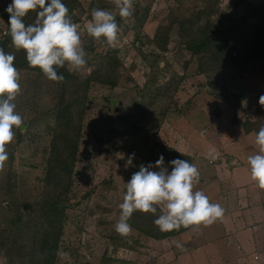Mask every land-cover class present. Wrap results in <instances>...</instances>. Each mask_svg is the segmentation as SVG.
<instances>
[{
	"label": "rangeland",
	"instance_id": "obj_1",
	"mask_svg": "<svg viewBox=\"0 0 264 264\" xmlns=\"http://www.w3.org/2000/svg\"><path fill=\"white\" fill-rule=\"evenodd\" d=\"M8 1L0 0V4L6 8ZM82 2L85 10L82 20L77 24L80 25L83 40L87 24L91 21V13L88 7L90 0ZM141 3L151 4L149 18L139 29V36L145 42L137 41L138 28H134L135 19L130 17L124 21L125 26H121L123 30L118 42L114 44L119 47L124 65L122 69L126 74H132L139 84L144 82L146 72L150 70L142 52L155 48L154 43L146 40V34L153 36L160 22H167L180 14L181 18L187 16L202 4V0H141ZM95 5L112 6L113 14L118 10L115 0H96ZM220 7L223 11L217 12L214 18L220 26L225 27L234 24L233 18L240 16L256 22L258 19L251 11L257 8L258 14L264 13V0H221ZM178 23L176 20L170 30V42L164 53L171 64L166 75L176 73L178 77L182 75V79L179 89L171 98L169 118L162 124L159 138L167 140L170 137L175 141L183 139L181 149L196 155V166L201 173L200 182L194 190L203 191L210 202L217 203L214 194L218 185L212 182L215 178L212 163L223 159L228 162L235 159V163L245 162L246 166L238 171V181H252L247 157L259 151L255 133L264 124V106L259 103V98L264 95V70L257 73L246 72L241 78L229 80V87L242 94V108L238 111L240 121L234 124L232 104L210 93L208 76L198 72L197 59L180 44ZM139 46L142 48L139 49ZM157 50L162 52L161 49ZM164 62L162 60L161 65ZM256 64L258 68H264V56ZM86 70L87 68L81 69L83 72ZM234 72L228 69L226 76ZM213 76L223 79L222 73ZM34 77L32 75L30 81L26 78L21 83V93L15 100L16 111L23 116L24 126L23 130L15 129L16 136L7 146L9 159L5 162L7 168L11 166L16 171L15 186L25 195L34 194L38 188L39 177L44 174V151L50 138L45 126L31 127L29 120L25 121L28 117H35L41 107L37 106L38 90L32 84ZM136 95L132 82L117 87L93 83L90 87V109L85 119L80 159L76 165L79 173L75 175L74 200L77 204L69 209L59 248V251L69 252L71 259L59 257L61 264H177L176 251L185 248L187 242L192 244L188 239H192L195 231L185 233L189 235L184 243L181 234L173 238L154 239L132 227V234L125 238L129 245H116L124 240L114 228L120 217L119 204L123 202L126 184L132 174L139 171L142 161L134 163L132 160V164L126 168V160L131 154L124 149L123 135L109 137L107 131L116 124L117 114H125L131 110ZM49 99L48 91H44L39 97V104H44ZM247 117L256 121V130H245L243 120ZM174 126L180 136H175L172 132ZM101 136L102 139L99 140ZM213 155L216 156L215 159H212ZM211 177L213 178L210 179ZM202 179L205 180V185ZM254 188L257 194L262 190L257 183ZM195 228L191 227L193 230ZM178 244L183 247H178ZM171 251L175 253L171 254ZM0 264H5V256L0 257Z\"/></svg>",
	"mask_w": 264,
	"mask_h": 264
},
{
	"label": "trees",
	"instance_id": "obj_2",
	"mask_svg": "<svg viewBox=\"0 0 264 264\" xmlns=\"http://www.w3.org/2000/svg\"><path fill=\"white\" fill-rule=\"evenodd\" d=\"M62 2L69 8L73 22L82 20L85 10L82 0ZM95 2H89L90 13L93 8L111 11L112 6L95 5ZM11 3L12 0H9L6 8ZM220 5L221 0H202V4L187 16L181 18L180 14L167 22H160L153 36L146 34V40L154 43L156 49L142 52L150 70L146 72L144 82L139 84L132 74H126L122 69L124 65L119 47L108 45L103 38L96 40L86 31L82 47L88 54L87 70L83 72L72 69L66 62L63 68H57L58 74L64 76L63 82L47 79L38 68L29 67L23 50L17 51L13 47L8 34L9 14L4 5L0 4V48L15 55L14 66L20 70V84L26 78L30 81L34 75L32 84L38 90L36 100L37 106H41L39 113L25 121L29 120L31 127L45 126L50 135L44 151V174L39 177L34 194L25 195L18 190L15 186L16 171L11 166H5L0 171V257L5 256V264H61L57 253L69 209L77 204L74 200L75 175L79 173L76 165L80 159L85 119L90 109L89 91L93 83L117 87L132 82L135 86L137 95L133 98L131 110L117 114L116 124L107 131L109 137L123 135L125 151L135 153L134 163L142 161L143 165H155L163 155L165 166L170 172L169 162L173 159L196 162L195 154L181 151L167 140L159 138L162 124L169 118L171 98L179 89L182 79V75L178 77L176 73L166 75L171 64L164 51L170 42V30L176 20L179 21L180 44L197 59L198 72L208 76L210 93L232 104V122L239 123L242 94L229 87V80L241 78L246 72L264 70L256 64L264 56V13L258 14L257 8H254L251 13L257 17L256 22L240 16L233 18L234 24L224 27L214 18L217 12L223 11ZM150 11L151 4L143 5L141 0H134L132 17L135 19L134 28H138L137 41L145 42L139 36V29L149 18ZM113 15L118 25L125 26V19L119 16V10ZM34 18L35 13H29L24 18L25 24L32 23ZM162 60L165 62L161 65ZM228 69L235 72L226 76ZM216 73H222L223 79L214 77ZM44 91H48L50 99L39 104V97ZM107 99L110 100L109 97ZM255 123L249 117L243 120L247 132L256 130ZM20 134L23 136L22 132ZM98 139L101 140L102 136ZM158 215L159 211L155 215L135 211L129 223L141 234L154 239L177 237L191 228L181 227L179 231L161 232L154 224ZM125 238L116 245H129Z\"/></svg>",
	"mask_w": 264,
	"mask_h": 264
},
{
	"label": "clouds",
	"instance_id": "obj_3",
	"mask_svg": "<svg viewBox=\"0 0 264 264\" xmlns=\"http://www.w3.org/2000/svg\"><path fill=\"white\" fill-rule=\"evenodd\" d=\"M115 4L122 19L132 17L134 0H115ZM6 12L9 14L11 43L17 51L25 52L29 67L38 68L51 81L63 82L64 76L58 74L57 68H63L66 62L75 70L87 66L88 54L82 47L80 25L73 22L69 8L62 0H12ZM32 12L35 13L34 21L26 25L24 18ZM122 30L111 11L92 9L91 21L86 28L89 36L96 40L103 38L111 46L118 42ZM15 59L13 53L0 48V171L9 159L7 146L15 139V129L23 130L24 126L23 117L16 111L21 77L20 70L14 66ZM259 103L264 106V95L259 98ZM255 143L259 151L249 155L247 162L251 178L264 189V124L255 133ZM134 157L135 153L128 157L126 168ZM215 158L213 155L212 159ZM169 163L170 172L161 155L155 165L142 164L139 171L132 174L126 184L123 202L119 204V220L114 226L120 236L132 234L129 220L135 211L154 215L159 211L154 224L161 232L210 226L223 218L225 209L219 203L210 202L203 191L194 190L201 179L196 164L179 158ZM57 255L61 259H71V254L63 250Z\"/></svg>",
	"mask_w": 264,
	"mask_h": 264
},
{
	"label": "crops",
	"instance_id": "obj_4",
	"mask_svg": "<svg viewBox=\"0 0 264 264\" xmlns=\"http://www.w3.org/2000/svg\"><path fill=\"white\" fill-rule=\"evenodd\" d=\"M174 127L172 132L180 136ZM182 140L167 139L177 149L185 151L181 149ZM234 161L237 160L228 162L223 159L212 163L215 178L210 179L213 178L212 182L218 185L214 195L225 214L210 226L201 225L181 233L185 243L189 235L185 233L195 231L192 239H188L192 244L187 242L185 248L176 253L171 251L177 255V264H264V192L262 189V193L260 190L256 193L253 179L238 181V171L246 165ZM202 181L205 185V180Z\"/></svg>",
	"mask_w": 264,
	"mask_h": 264
},
{
	"label": "water",
	"instance_id": "obj_5",
	"mask_svg": "<svg viewBox=\"0 0 264 264\" xmlns=\"http://www.w3.org/2000/svg\"><path fill=\"white\" fill-rule=\"evenodd\" d=\"M115 103V99L112 100Z\"/></svg>",
	"mask_w": 264,
	"mask_h": 264
}]
</instances>
